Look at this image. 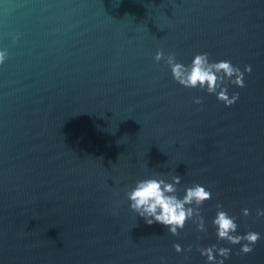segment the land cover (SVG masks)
Here are the masks:
<instances>
[{
    "label": "water",
    "instance_id": "95a60500",
    "mask_svg": "<svg viewBox=\"0 0 264 264\" xmlns=\"http://www.w3.org/2000/svg\"><path fill=\"white\" fill-rule=\"evenodd\" d=\"M0 51V264H206L195 249L211 245L264 264V0H0ZM158 51L252 72L225 107ZM169 174L180 198L211 191L206 233L130 210L124 190ZM217 204L237 234H261L251 254L217 241Z\"/></svg>",
    "mask_w": 264,
    "mask_h": 264
},
{
    "label": "clouds",
    "instance_id": "9594fccd",
    "mask_svg": "<svg viewBox=\"0 0 264 264\" xmlns=\"http://www.w3.org/2000/svg\"><path fill=\"white\" fill-rule=\"evenodd\" d=\"M6 59L7 52L0 51V65H3ZM154 60L156 63L164 60L171 70L174 81L180 86L206 90L207 94L216 95L218 102L225 107H231L239 99V93L229 96V85L244 88L245 74L252 72L250 65H246L242 72L238 67L233 66L231 61L212 62L208 53L195 55L191 64L187 66L177 62L175 53L165 57L162 51H158ZM194 103L200 105L203 101L198 98ZM180 183V175L170 174L167 177L157 175L138 180L134 187L124 190V200L129 202L130 210L142 218L147 225L159 223L167 228L172 236H178L179 231H182L189 221L196 225L197 232L206 233L207 227L200 209L205 202L212 199L211 191L200 184H193L184 189V195L180 198L177 195V186ZM216 209L211 224L216 229L217 241H224L231 246L239 245V254H251L255 250V245L262 239L261 234L255 231H248L243 235L237 234V218L224 211L222 204H217ZM242 215L248 217L251 212L246 208ZM255 215L258 220L264 218V209H257ZM173 248L177 254L182 252L190 254L193 251L192 245L182 249L179 244H174ZM195 250L206 258V264H225V261L231 257L229 247L197 246ZM161 264H166L164 258H161Z\"/></svg>",
    "mask_w": 264,
    "mask_h": 264
}]
</instances>
